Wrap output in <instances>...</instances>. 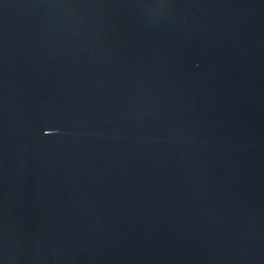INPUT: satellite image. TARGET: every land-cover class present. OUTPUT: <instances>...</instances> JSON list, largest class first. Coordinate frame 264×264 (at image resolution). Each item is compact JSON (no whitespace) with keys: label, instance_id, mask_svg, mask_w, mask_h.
Returning a JSON list of instances; mask_svg holds the SVG:
<instances>
[{"label":"water","instance_id":"95a60500","mask_svg":"<svg viewBox=\"0 0 264 264\" xmlns=\"http://www.w3.org/2000/svg\"><path fill=\"white\" fill-rule=\"evenodd\" d=\"M0 264H264V0H0Z\"/></svg>","mask_w":264,"mask_h":264}]
</instances>
